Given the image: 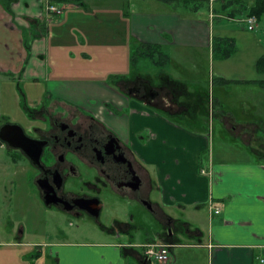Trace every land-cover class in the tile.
<instances>
[{
	"label": "crops",
	"instance_id": "0c3cea01",
	"mask_svg": "<svg viewBox=\"0 0 264 264\" xmlns=\"http://www.w3.org/2000/svg\"><path fill=\"white\" fill-rule=\"evenodd\" d=\"M114 1L129 2L82 0L75 4H60L63 14L49 20L45 10L47 0H0V126L6 122L17 123L8 118L11 107L8 90L15 92L14 103L24 109L26 94L21 99L13 87L16 85L19 91L23 77L36 84L43 75L41 71L46 70L47 91L52 93L50 100L56 91L72 92L76 95L75 101L58 96L56 99L92 108L84 97L98 96V105L93 110L124 142L130 144L147 167L152 186L149 197L155 189L159 192V200L153 202V207L160 210L165 219L176 218L166 213L165 208L180 207L186 210L187 221L195 223H199L202 212L207 213L209 220L205 227L184 223L185 230L180 232H186L189 241L183 242L173 234L167 241L161 240L171 245L170 252L174 247L183 249L178 252V261L169 260L167 264H264V160L260 159L264 155L257 148H249L236 151L237 157L226 154L217 158L213 155L208 159L210 136L207 131L201 123L194 125L195 122L179 119V116L192 117L198 105L206 106L207 96L203 98L200 91L179 78V68L169 66L174 57L183 59L184 56L177 51L183 55L189 49L190 55L194 51L205 52L206 59L212 61L214 77L224 88L209 97V104L212 110L215 107L220 113L219 119L227 125L228 131L236 137L244 136L249 145L243 130L249 128L255 131L259 129L258 123L264 124V85L256 81L261 77L257 61L264 55V50L250 56H237L238 52H235L228 58H215L213 38L216 33L212 24L217 17L226 14L227 9L221 5L222 12L216 11L217 0L209 1L207 17L200 11L180 9L175 2L171 7L170 0H161L162 5L156 10L133 8L126 11H123V6L111 8ZM245 3L251 7L254 0H245ZM84 7L102 13L105 19L110 17V12L127 13L124 21L126 28L123 27V33L119 31L117 34L112 30L111 22L108 25L107 22L94 24L91 18L81 15ZM229 8L231 11L234 9L233 6ZM231 11L227 16L232 21L237 22L239 16H247L246 10L236 12L238 16L232 15ZM258 23L259 20L257 26ZM221 31L217 36L227 38L228 28ZM113 39L120 41L118 44L122 41L126 46L128 40L162 47L169 59L163 61L161 69L153 63L156 71L150 76L155 84L166 83L175 92L173 102L167 96L164 106H144L137 101L123 99L102 79H74L84 74V67L77 68L67 63L74 60L73 55H77L75 58L79 61L89 60L91 56L94 59L91 54L97 53L99 44ZM48 56L54 58V63L50 61L47 64ZM228 80L230 83H226ZM196 93L200 96L194 101ZM107 101L114 102L119 110L128 106V111L116 114L106 106ZM231 121L240 127L229 125ZM243 125L246 126L243 128ZM253 152L259 159L250 158ZM8 157L11 158L10 155ZM3 164L12 167L20 163L10 161V164ZM203 169L208 173L202 174ZM210 200L221 208L220 213H210ZM140 247L142 251L125 243L67 241L51 248L49 256L52 264H129L127 255L131 254L140 264H148L145 247ZM36 256L39 258L41 253L32 255L31 264L40 260Z\"/></svg>",
	"mask_w": 264,
	"mask_h": 264
},
{
	"label": "rangeland",
	"instance_id": "374dc122",
	"mask_svg": "<svg viewBox=\"0 0 264 264\" xmlns=\"http://www.w3.org/2000/svg\"><path fill=\"white\" fill-rule=\"evenodd\" d=\"M128 1L129 2L114 1L111 8L115 9L123 6V11L133 8L137 10L141 8L156 10L162 5L161 0ZM209 1L210 0H170L169 6H174L173 2H175V6H179L180 9L191 12L195 10L200 11L204 17H207L209 16ZM216 3V7L218 8L216 11L218 10V12L221 13L220 6H224V1L217 0ZM163 5L166 6L164 3ZM229 11H231V9L227 8L225 10L226 14L219 16V18L217 17L212 25L216 36L218 32L221 34V32H223L221 30L228 28L229 32L226 34L227 38L234 41L235 47V51L232 54L238 52L237 56H250L253 53H259L261 49L264 50V17L259 20L258 26H256L254 31H248V25L244 21L246 16H239L238 18V20L243 23L238 20L237 22L232 21L229 20L227 16ZM81 15H86L88 18H91L92 23H97L98 25L104 24L105 22H107L108 25V23L111 22V28L117 34L119 31L123 33V27L126 28L124 21L127 19V17H125L127 13L110 12V17L105 19L106 17L102 13L84 7L83 10H81ZM236 16L238 15L236 14ZM242 27H246L247 29L243 30ZM118 43H120V41L113 39L106 44H99L97 53L91 54L94 56V59L91 56L89 60L79 61L75 58L77 55H73L74 60L67 63L74 67L83 66V73L85 74L79 76V78L74 77V79H102L103 81H107L106 84L112 87L113 83L111 84L108 82V77L111 74L147 72L153 75L155 73L156 66L150 59L145 56L141 57L139 54L140 52L137 50L139 43L136 41L129 42L128 40L127 46L125 43L122 44V41V45ZM176 53H180L182 57L184 56L183 59H179L176 56L174 57L175 60H171L169 66L171 68H179L181 73L179 74V78L182 77L181 79H184L185 82L187 81L190 87L200 91L203 98L205 95L207 96L208 103L206 106L203 104L198 105L192 117L187 116L182 118L183 116H179V119L186 122H195L194 125H197V122L201 123V127L207 131L210 136V149L207 154L208 159L213 155L217 158L220 156L223 157L226 154L229 157L232 155L237 157L236 151L247 150L249 148L250 150H252V148H257L260 154L263 153L264 155V146L262 145V143H264V124L258 123L259 129L255 131H250L252 129L249 128L243 130L247 139L250 141L248 145V143L245 142L244 136L236 137L230 133L231 131H228L227 125L219 119L220 113L216 112L213 115V110L209 104V97H213L215 91H222L224 88H221L222 85L219 84L220 82L217 77H214L212 61L206 59L205 52L194 51V54L190 55L189 49L184 52L185 55L179 51ZM72 54L73 53H71L70 56H72ZM119 56L122 57L117 58ZM134 56H137V61L133 65L131 57ZM112 58H114L115 61L114 59L112 60ZM50 61L54 63L55 60L54 58L52 59L51 56H48L47 64ZM41 73H43V75L40 76L36 84L32 83L29 78L23 77L19 91L16 90V85L13 84L15 85L13 87L14 90L17 91L21 99H23L24 94H26L25 101L29 108H36L40 106L43 101L50 100L51 98V96L49 98L46 96L48 89L45 83L46 70L41 71ZM201 80L203 83L200 84ZM18 81L19 80H16V82ZM44 91H46L45 94ZM109 92L113 95V90ZM14 93L15 92H10L9 90L7 92L9 104L11 106L9 108L8 118L11 121H16L20 126L27 129L31 127L34 122H31V118L24 109H22V105L17 102L14 103ZM57 96L69 101H75L76 97L75 93L72 92L66 94L65 92L56 91L51 100H55ZM199 96L200 95L196 93L194 101H196ZM84 99H86L87 105L93 106L94 109L98 105V96L92 98L84 97ZM115 111L114 109L113 112L115 113ZM176 119H178L177 116ZM232 122L233 121H231L229 125L231 124L236 128L240 127L236 126L238 125L237 123ZM192 125L193 124H191V126ZM245 126L246 125H243L241 127L244 128ZM252 154L253 155H249L250 158L253 156L259 159V156L254 154V152ZM8 155L7 150H5L3 146H0V264H31L32 255L37 254V252L41 253L39 257L40 260H38L39 258L36 256L38 260L37 264H52L53 260H50L49 251L54 246L59 245V243L67 241L88 244L107 242L125 243V245H132L136 250L142 251L140 245L160 243L163 233L167 231L168 235H177L180 237L181 241L186 242L189 241V236L186 232H180V230H185L184 223H197L187 221L188 218L185 215L186 210L183 211L180 207H173L172 209H164L171 217H176L172 219V224H168V219H165L166 216L162 215L160 210L157 211L155 208H148L140 201L137 195L134 196L130 193H115L107 187L103 188L100 195L103 207L99 220L88 215H71L56 208H48L39 197L36 188L30 184L33 170L30 168L28 160L24 159L19 161L18 159L12 158L13 156L11 158L8 157ZM260 159L264 160V156L260 157ZM10 161L11 163L19 162L20 164L19 166L13 165L12 167L3 164H10ZM82 177L83 179H73L71 181V186L75 191L82 192L84 182L95 181V179L92 178V173L88 170H84ZM158 193L159 192L155 189L149 200L158 202ZM208 220L207 213L202 212V215L199 216V223L196 225L205 227L208 224ZM19 223H22L21 226H24V232H20L17 229ZM10 225H14L15 228L11 230V228L8 227ZM117 234L119 236H117ZM171 237L173 236L171 235ZM31 243H33L34 246H30ZM179 251H183V249L173 248V251L170 252V262L174 259L176 261L180 259L178 254ZM127 260L129 264H140L131 254L127 255ZM148 264L160 263L156 262L154 259H149Z\"/></svg>",
	"mask_w": 264,
	"mask_h": 264
},
{
	"label": "flooded vegetation",
	"instance_id": "af4514ba",
	"mask_svg": "<svg viewBox=\"0 0 264 264\" xmlns=\"http://www.w3.org/2000/svg\"><path fill=\"white\" fill-rule=\"evenodd\" d=\"M150 75L147 72L111 74L114 76L112 88L126 100L137 101L144 106H164L167 96L174 101L175 92L166 83L155 84ZM106 106L112 112L115 109L116 114L128 111V106L119 110L114 102L107 101ZM91 109L58 99L43 101L40 106L26 112L34 124L27 129L21 126L34 142L29 145L25 142V149L1 141L0 146L11 157L19 161L28 160L33 170L30 184L48 208L99 220L103 207L100 195L104 187L115 193L137 195L144 205L149 202L153 206L149 200L152 186L147 167L130 144L124 142L93 107ZM84 170L90 171L95 181L84 182L83 191H75L71 181L83 179ZM94 199L101 204L99 216L91 215L86 209L95 207ZM18 225L17 229L24 232L22 223ZM8 227L11 230L15 228L14 225ZM170 236L165 231L162 240Z\"/></svg>",
	"mask_w": 264,
	"mask_h": 264
},
{
	"label": "trees",
	"instance_id": "16d2710c",
	"mask_svg": "<svg viewBox=\"0 0 264 264\" xmlns=\"http://www.w3.org/2000/svg\"><path fill=\"white\" fill-rule=\"evenodd\" d=\"M82 0H47L46 3L50 4H67V3H79ZM224 1V8H229L231 6L234 7L232 15H235L236 12L242 13L243 11H247V15H255L258 20H260L262 17H264V0H254V4L249 7L247 6V3H245V0H222ZM46 7V5H45ZM235 17V16H232ZM138 52L141 55V57L145 56L150 61L157 66L161 67L164 60L169 59V56L167 53L164 52L161 46L150 44V43H139ZM235 51L234 47V41L230 38L221 37V36H215L213 38V54L216 58H228L232 55V53ZM137 61V56L131 57V62L134 65V63ZM257 70L260 73L261 77H259L256 81L262 83L264 85V55H262L258 61H257ZM114 76L108 77V82L113 83ZM223 82V79H222ZM226 83H230L229 80L226 81ZM50 92L47 91V97H50ZM24 109L27 112L29 109L26 101L24 99L23 102ZM216 113V108L214 107L213 110ZM16 155V154H14ZM14 157V156H13ZM14 159H17L14 157ZM167 221H172V219H168Z\"/></svg>",
	"mask_w": 264,
	"mask_h": 264
},
{
	"label": "built area",
	"instance_id": "2783aa9c",
	"mask_svg": "<svg viewBox=\"0 0 264 264\" xmlns=\"http://www.w3.org/2000/svg\"><path fill=\"white\" fill-rule=\"evenodd\" d=\"M45 10L49 20H53L54 16H59L64 12L63 7H61V5L50 3L46 4ZM244 21L247 23L249 30H254L257 26L258 19L255 15H247L246 18H244ZM201 172L202 174L208 173V171L205 169H203ZM209 211L212 214H218L220 213L221 208L216 205L213 200H210ZM170 246V244L162 242L147 244L144 246V255L148 259H154L160 264H167L170 260Z\"/></svg>",
	"mask_w": 264,
	"mask_h": 264
},
{
	"label": "water",
	"instance_id": "95a60500",
	"mask_svg": "<svg viewBox=\"0 0 264 264\" xmlns=\"http://www.w3.org/2000/svg\"><path fill=\"white\" fill-rule=\"evenodd\" d=\"M151 89H153V87L150 85ZM155 94H153L152 96H154ZM0 141L1 142H6L9 145L13 146V147H20V148H24L25 149V142L29 145L30 142H34L33 139L29 138L26 136L23 128L19 125V124H15V123H5L1 126L0 128ZM95 200V207L91 208L89 207L86 208L87 211L93 215V216H99V212H100V208H101V204H99V200L98 199H94ZM145 204L147 205L148 208H153L152 204L149 202H145ZM145 260L148 261V258L145 256Z\"/></svg>",
	"mask_w": 264,
	"mask_h": 264
}]
</instances>
